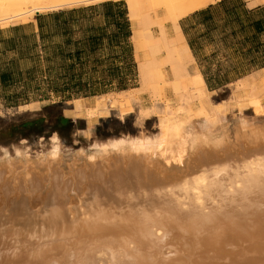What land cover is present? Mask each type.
Here are the masks:
<instances>
[{"label": "bare ground", "instance_id": "obj_1", "mask_svg": "<svg viewBox=\"0 0 264 264\" xmlns=\"http://www.w3.org/2000/svg\"><path fill=\"white\" fill-rule=\"evenodd\" d=\"M100 1L0 0V24ZM216 1L127 0L140 89L157 98L138 113H161V131L94 143L67 162L55 135L35 158L4 150L0 264H264V129L240 121L224 135L179 26ZM238 88L264 90V69Z\"/></svg>", "mask_w": 264, "mask_h": 264}, {"label": "crops", "instance_id": "obj_2", "mask_svg": "<svg viewBox=\"0 0 264 264\" xmlns=\"http://www.w3.org/2000/svg\"><path fill=\"white\" fill-rule=\"evenodd\" d=\"M105 1L85 4L88 6L84 7H63L44 11V13L40 12L38 15L45 17L38 19L36 15L25 26H13L21 27L17 33L7 31L13 27L0 30V58H4L0 59V86L6 89L1 82L6 83L7 79L4 78V74L8 69L12 70L15 67L26 71L33 65H37L38 71L44 75L65 69L85 75L124 73L126 43L132 47L133 62L136 64L131 42L132 21L128 16L126 1L127 17L131 22V35L127 40L123 34H119V28L112 23L111 17L103 15L102 9L97 11L98 13L78 12L72 17L58 19L46 16L58 11L98 5ZM28 26L31 27L30 33L24 30ZM179 26L194 60L187 66L188 71L193 74L200 72L206 89L214 90L226 86L246 75L264 69V65H257L264 61V3L250 4L248 0H218L182 17L179 20ZM167 32L174 35L171 26L167 28ZM222 52H224L223 58L237 60L232 70L222 72L220 69H211L210 65L214 66L212 63L220 56V53L222 55ZM8 54L15 57H9L7 60L5 56ZM252 59L256 62L253 63ZM29 61L33 63L28 65ZM205 65L207 69L204 68ZM236 65H244L246 68L238 70ZM204 72L207 75L225 72L230 73L231 76L236 73L244 74L230 79L222 86L211 89L208 87ZM131 88L133 87L128 89ZM124 90L115 91H118L116 92L118 94ZM112 92L107 93L114 94ZM103 94L106 93L72 97L66 101L77 98L89 99ZM60 103V101L56 102V104Z\"/></svg>", "mask_w": 264, "mask_h": 264}, {"label": "rangeland", "instance_id": "obj_3", "mask_svg": "<svg viewBox=\"0 0 264 264\" xmlns=\"http://www.w3.org/2000/svg\"><path fill=\"white\" fill-rule=\"evenodd\" d=\"M116 1L127 2V0ZM84 6L88 5L83 4L76 7ZM38 14L33 15V19ZM31 21L22 24H0V30L18 25L25 26ZM165 26L167 30L171 25L166 23ZM24 30L30 33L31 27L28 26ZM153 31L154 33L159 32L158 25L153 27ZM223 54L224 52L222 55L220 53V56L212 63L214 66L210 65L211 69H220L222 72L228 69L232 70L237 60L235 58L225 59L222 57ZM9 57L15 56L8 54L5 59L8 60ZM134 59L137 76L136 80L133 81V84L136 85L133 87L135 92L133 90L132 93L116 94L118 91H113L114 94L107 97L100 95L89 99L77 98L66 101V98L56 97L52 93L47 92L45 94L46 91L43 90H36L32 87L24 89L22 83H17L7 89L0 86V158L4 157V150H8L12 158L16 156V150H21L32 158L41 153L45 154L51 150V137L53 135L58 138L62 162H67L78 152H94L95 150L92 149L94 143L103 144L121 137H138L140 134L152 136L159 133L162 127L161 113L155 112L146 116L139 114V105L152 106L157 98H153L151 89L147 91L140 89L135 52ZM31 63L33 61H29L28 65ZM22 66L25 67L24 64ZM22 66L19 65V67ZM166 68L171 70V67L165 66ZM204 68L207 69V65ZM237 68L241 70L245 69L246 66L241 65ZM125 69L130 70L127 62ZM170 74L169 77H171ZM162 83L164 84V82ZM163 88H165L164 92L166 91L169 96H172L171 87L165 86ZM206 91H208L207 98L210 106L219 107V122L223 127L224 135L228 133L227 136L230 139L234 138L235 128L240 121L241 123L247 122L246 124L251 128L264 129V112L258 115L255 108L256 104H253L252 99H260L264 104L263 89L255 92L256 89L248 88L245 92H241L238 88V80H236L234 83L214 90L207 88ZM236 92L240 95L239 98H237ZM129 95L131 97L133 95V97L130 98ZM59 101L61 103L56 104ZM61 118H67L69 121L64 122ZM37 120L40 122L35 123L32 128H22L21 126L24 122Z\"/></svg>", "mask_w": 264, "mask_h": 264}, {"label": "trees", "instance_id": "obj_4", "mask_svg": "<svg viewBox=\"0 0 264 264\" xmlns=\"http://www.w3.org/2000/svg\"><path fill=\"white\" fill-rule=\"evenodd\" d=\"M102 9L103 15L105 17H111L112 23L119 28V34H123L127 38L131 35L130 22L127 17V10L124 1H105L98 5H92L81 9H72L69 11H58L50 15L53 18L60 17H72L78 12L90 11V13H98ZM42 15H38L36 18L40 19ZM40 26V25H39ZM21 27H13L8 29L9 32L17 33ZM127 48L125 51V65L127 62L130 70L124 71V73H110V74H83L79 72H74L65 69L61 72H51V73H40L38 71L37 65H33L26 71H21L19 68H13L12 70H7L4 74L6 83L1 82L2 85L7 88L13 87L17 83H22L24 89L34 88L36 90H43L54 94L56 97H63L70 99L72 97L79 96H92L102 93H107L115 90H124L130 87L136 86L133 81L136 80V64L133 62L132 47L126 43ZM15 50V48H14ZM252 62L254 59H252ZM259 66L264 65V61L257 64ZM132 70V71H131ZM39 72V73H38ZM244 73H236L230 75V73H217L216 75H207L204 72L206 82L209 88H214L216 86H222L230 81V79L242 76ZM2 76V75H1ZM45 76V78H43ZM3 78V76H2ZM10 78V79H9ZM132 82V83H131ZM3 87V86H2ZM64 122H68L69 119L61 118ZM40 121H28L22 123V128H32L35 123Z\"/></svg>", "mask_w": 264, "mask_h": 264}, {"label": "water", "instance_id": "obj_5", "mask_svg": "<svg viewBox=\"0 0 264 264\" xmlns=\"http://www.w3.org/2000/svg\"><path fill=\"white\" fill-rule=\"evenodd\" d=\"M125 135V134H124Z\"/></svg>", "mask_w": 264, "mask_h": 264}]
</instances>
